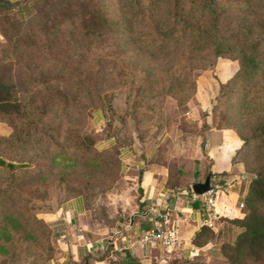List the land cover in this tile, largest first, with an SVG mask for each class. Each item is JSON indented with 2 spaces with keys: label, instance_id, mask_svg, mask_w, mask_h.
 I'll return each instance as SVG.
<instances>
[{
  "label": "trees",
  "instance_id": "1",
  "mask_svg": "<svg viewBox=\"0 0 264 264\" xmlns=\"http://www.w3.org/2000/svg\"><path fill=\"white\" fill-rule=\"evenodd\" d=\"M28 1L32 0L1 1L0 30L4 28L1 22L7 18L5 11L14 5L21 4L19 7H22ZM34 1L42 6L37 15L28 20L29 28L24 27L21 32L28 39H15L13 50L20 55L30 51L36 46L39 34L52 37L69 32L80 42H108L105 54L93 58L92 67L96 70L92 71L90 79L94 98L103 100L98 104H104L106 109H111V103L107 97H101L99 82L101 70L108 63L111 79L120 85L133 86L128 97L133 96L131 105L134 110L151 98L160 103L171 97L177 105H185L195 93L199 71L214 67L218 58L236 60V71L225 82H219L221 94L229 95L231 100L228 110L221 112L219 121L213 116L209 127L233 128L237 132L241 143L233 157L242 146L250 152L251 149L258 153L264 150V116L257 115L252 121L245 119L241 112L249 109L253 113L252 99L260 92L264 97V0ZM46 42L48 54L56 64L62 62L69 66L65 56L49 52L53 46L51 39ZM133 49L137 50L134 55L131 54ZM137 72L139 78L135 83L133 75ZM128 77L131 83L127 81ZM53 87L52 83L47 84L42 91L31 96L22 92L11 77L0 79V115L6 117L13 127L9 135H0L2 253L10 251L5 246L7 243L17 242L16 231H21L23 238L29 240L28 248L37 238L31 232V227L38 222L34 215L24 217L19 211H7L16 184L55 177L58 182L64 181L69 193L74 195L72 198L79 197L87 208L88 185H73L70 175L67 176L62 168L56 169L55 163L58 157L65 156L78 160L74 153L93 156L94 145L91 147V137L82 133L75 132L61 140L59 127L55 124L46 127L44 114L52 98L39 99V94L43 92L52 96ZM56 88V95L61 97L57 103L61 102L65 111L69 110L74 99L69 94L70 89ZM68 148L73 151H67ZM8 153L12 154L7 156ZM207 174L212 176L210 170ZM174 183V188L180 185ZM244 198L245 213L240 217L232 214L234 217L230 219L239 231L233 240L222 244L221 251L228 264H264V211L261 210L264 206V170L251 177ZM217 218H220L219 212ZM23 225H28L29 229ZM214 236L211 227L202 225L195 231L192 243L200 247Z\"/></svg>",
  "mask_w": 264,
  "mask_h": 264
},
{
  "label": "rangeland",
  "instance_id": "2",
  "mask_svg": "<svg viewBox=\"0 0 264 264\" xmlns=\"http://www.w3.org/2000/svg\"><path fill=\"white\" fill-rule=\"evenodd\" d=\"M20 5H14L5 11L7 18L1 22L4 28L0 30V79L11 77L22 92L31 96L52 83V96L43 92L39 94V99L52 98V103L44 114L46 127L54 124L59 127L61 140L66 135L82 133L91 137V147L94 146L91 152L93 156L74 153L78 160L67 156L56 159V169L62 168L67 176L69 174L73 185H88L87 208L81 216L70 217L71 222L63 218L64 207L74 195L69 193L64 181L58 182L57 178L50 176L45 180L35 178L15 185L7 211H19L24 217L34 215L38 222L31 227V232L37 238L28 248L29 240L23 238L21 231H16L14 237L17 242L5 245L10 248L8 253L0 251V264H56L61 258L66 262L73 260L70 244L74 234L91 233L90 235L102 238L101 243L109 244L107 239L117 233L118 228L128 229L131 204L134 205L141 192L137 181L148 164L167 167L171 171L169 184H180L174 188L177 191L185 187L191 190L193 179H205L212 164V159L205 150L209 148L205 132L210 128L206 119L212 120L213 116L216 120L221 118V112L228 110L231 101L229 95L223 96L219 89V62H224L221 69L229 74L233 63L237 61L218 58L214 67L199 71L195 93L185 105H177L171 97L164 98L160 103L151 98L134 110L131 105L133 96L128 97L133 86L130 88L127 84L120 85L111 79L108 63L101 70L99 82L101 97H107L111 103V109H106L104 104H98L103 100L94 98L90 79L96 70L92 67L93 58L105 54L109 43L80 42L69 32L52 37L39 34L36 46L20 55L13 50L12 43L19 37L20 41L28 39L21 32L24 27L29 28L28 20L37 15V10L42 6L34 0L24 3L22 7ZM47 39H51L53 43L49 52L65 56L69 66L62 62L56 64L46 49ZM135 53L137 50L133 49L131 54ZM133 78L136 83L138 72ZM127 81H131V78L128 77ZM56 87L70 89L69 94L74 99L70 102L69 110L65 111L62 103H57L61 97L56 95ZM14 95L17 96L16 93ZM252 106L253 113L249 109L241 110L245 119L254 121L257 115L264 116V97L261 92L252 99ZM12 131L13 127L7 118L0 115V135H9ZM244 148L246 147L242 146L233 157V162L240 165V171L238 180H231V183H236L235 190L239 195L226 207L229 211L223 209L225 207L222 204L218 205L220 218H216L211 227L215 236L200 247L192 243L193 247L188 249L184 244L168 258L165 257L166 262L163 264H228L221 247L224 242L233 240L239 231L230 219L233 215L240 217L245 213L244 197L249 181L257 171L264 170V150L258 153L246 148L243 152ZM67 151L73 150L68 148ZM11 154L8 153L7 156ZM87 158L90 161L83 162ZM68 164L72 167L67 166ZM211 174V185L219 186L220 190L225 191L227 179L224 174ZM173 175L175 179L172 178ZM240 203L243 207H240ZM261 210L264 211V206ZM24 228L29 229V226L25 225ZM1 243L0 240V245ZM97 253H100L97 257H105L101 250ZM85 256L86 253H80L75 261L83 263Z\"/></svg>",
  "mask_w": 264,
  "mask_h": 264
},
{
  "label": "crops",
  "instance_id": "3",
  "mask_svg": "<svg viewBox=\"0 0 264 264\" xmlns=\"http://www.w3.org/2000/svg\"><path fill=\"white\" fill-rule=\"evenodd\" d=\"M17 1V0H3ZM234 62L235 60H231ZM223 61L219 62V82H225L236 71L238 63H233V68L226 74L221 69ZM211 125L212 120L206 119ZM207 141V156L212 159L210 171L222 173L226 177L225 191L217 189V203L229 207L236 199L238 192L231 180H238L239 164L233 162V155L240 146L241 139L232 128H216L211 126L205 132ZM171 171L164 166L151 163L141 172V178L137 186L141 188L134 205L131 207L128 229H119L117 233L110 235L107 243H101L102 238L94 234H74L73 242L70 244L71 261L58 259L56 264H163L166 262L167 252L159 244L143 245L137 243L138 237L144 233L146 228L153 226L156 219L163 221L168 227L175 229L183 240L186 248H191L192 237L201 224L200 209L203 194L196 196L192 190L186 187L182 190H175L171 182ZM176 172H179L177 170ZM182 173V171H180ZM184 175V174H183ZM182 175V176H183ZM197 176V174H196ZM176 177L173 175L172 177ZM183 179V177H181ZM213 177H210V183ZM195 180V179H193ZM199 182V181H198ZM195 183V181L193 182ZM191 182L190 185L193 184ZM212 184V183H211ZM173 188V189H172ZM235 202V201H234ZM85 211L82 199L75 197L69 199L64 207V220L71 222L70 217L81 216ZM162 214L163 218H159ZM63 215V214H62ZM57 220V215L55 216ZM53 220V219H52ZM122 225V224H121ZM102 251L105 257H97L98 251ZM80 253H86L83 263L75 261ZM172 254V253H171Z\"/></svg>",
  "mask_w": 264,
  "mask_h": 264
},
{
  "label": "built area",
  "instance_id": "4",
  "mask_svg": "<svg viewBox=\"0 0 264 264\" xmlns=\"http://www.w3.org/2000/svg\"><path fill=\"white\" fill-rule=\"evenodd\" d=\"M240 207H243L242 203H240ZM218 212L219 209L217 203V189H210L203 194L200 209V226L206 225L208 227H212V225L214 224V220L217 218ZM158 217L163 218V215L158 214ZM136 241L137 243L143 245H161L167 252V258L173 251L183 247V240L178 232L172 227H168L167 225H165L160 219L154 220L153 226L146 229Z\"/></svg>",
  "mask_w": 264,
  "mask_h": 264
},
{
  "label": "water",
  "instance_id": "5",
  "mask_svg": "<svg viewBox=\"0 0 264 264\" xmlns=\"http://www.w3.org/2000/svg\"><path fill=\"white\" fill-rule=\"evenodd\" d=\"M1 3V0H0ZM210 189H217V186H213L210 183V175L207 174L203 181L195 182L191 185V190L196 196H200ZM69 264H75L73 262Z\"/></svg>",
  "mask_w": 264,
  "mask_h": 264
}]
</instances>
